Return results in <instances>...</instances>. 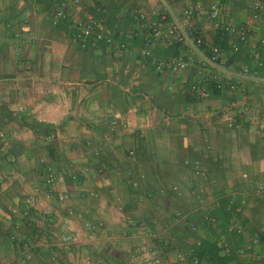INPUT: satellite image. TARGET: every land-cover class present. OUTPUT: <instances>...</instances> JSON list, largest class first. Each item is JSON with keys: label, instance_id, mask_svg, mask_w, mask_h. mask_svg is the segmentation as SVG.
<instances>
[{"label": "crops", "instance_id": "crops-1", "mask_svg": "<svg viewBox=\"0 0 264 264\" xmlns=\"http://www.w3.org/2000/svg\"><path fill=\"white\" fill-rule=\"evenodd\" d=\"M58 1L0 0V132L11 146L10 155L0 153V264H77L85 255L94 264H137L143 246H159L168 264H180L177 252L189 255L196 241L209 246L220 239L232 249L226 264H264L236 254L258 238L262 245L255 251L264 258V190L256 194L264 187V119L252 124L246 114L264 112V11L251 25L248 44L233 54L207 7L219 2L222 20L242 26L255 0H165L175 15L200 8L194 26L210 46L224 45L228 72L241 66L256 71L235 93L220 94L209 85L208 98L195 100L180 87L183 74L166 78L152 66V60L178 56L184 46H157L143 60L144 27L116 20L134 9L150 15L163 0H83L91 13L102 8L107 26L139 33L123 51L104 44L81 50L70 20L52 21L49 9ZM226 110L233 129L219 120ZM34 123L53 128L51 137L35 135ZM41 159L54 167L65 203L44 198ZM195 164L220 202L212 211L215 224L201 221L202 201L193 191L202 180L194 177ZM231 198L239 211L235 218L225 210ZM27 202L40 211L27 213ZM69 210L80 219L69 217ZM177 215L187 222L174 225ZM235 220L240 235L227 231ZM85 222L101 225L93 239ZM139 224L155 234L171 224L167 245L138 236ZM71 234L75 245L60 249L55 238ZM22 242L40 246L25 258ZM206 258L200 264H209Z\"/></svg>", "mask_w": 264, "mask_h": 264}, {"label": "built area", "instance_id": "built-area-1", "mask_svg": "<svg viewBox=\"0 0 264 264\" xmlns=\"http://www.w3.org/2000/svg\"><path fill=\"white\" fill-rule=\"evenodd\" d=\"M252 14L247 24L242 26L233 25L230 22H224L221 18V4L217 1L212 2L207 7V16L214 30L221 33L231 42L230 51L237 54L241 46L247 45L252 36L251 25L255 22L261 12L264 11V0H255L252 7ZM200 8L188 7L179 15H175L163 0L161 5L153 7L150 15L141 9H134L130 13L119 12L116 20L119 22L132 20L144 27L145 31L142 36V43L139 56L143 60L151 59L152 50L157 46L163 48H171L176 45H182L185 51L176 57H169L161 60H152V66L157 75L166 78H176L179 74L184 77L180 82V87L185 88V94L188 98L195 100H205L209 96V85L213 90L220 94H232L239 90L241 83L246 79H254L256 77L255 68L241 66L238 73L233 74L227 71V59L222 48L219 45L210 46L207 44L201 33L194 26V19L200 12ZM49 14L53 23L68 18L72 29V36L75 43L83 51L96 50L100 45L104 44L108 47H114L116 50L123 51L129 41L138 36V32L132 29H123L109 27L103 18L102 8L100 6L93 7L92 13L89 11L87 4L83 0H59L55 6L50 7ZM264 45V40L260 41ZM209 50L208 53L205 50ZM261 66V64H258ZM191 73L194 80L190 81L187 74ZM256 80V79H255ZM264 83V82H263ZM246 114L248 120L252 124H259L264 119V112L256 109H247ZM220 122L228 129H233L234 121L230 110L223 111L220 114ZM10 149V143L4 133L0 132V153L5 155ZM129 158L133 160L134 151L129 152ZM39 164L44 174V198L51 200L56 197L61 204L68 200L66 193L57 192V178L54 167L45 159H41ZM194 177L201 179L197 189L193 191L198 199L202 201L199 212L203 223L215 224L216 219L212 215L214 208L220 207V202L212 195V189L205 183L203 173L198 165H194ZM22 180V178H18ZM264 187L258 186L256 194L263 192ZM172 192L180 194L178 187H173ZM26 212L29 210L40 211L39 206L27 202ZM225 210L233 218L239 211L236 209V200L229 199L226 202ZM68 216L80 219L72 210L68 211ZM187 222V216L177 215L175 224H184ZM85 229L89 233V239L94 238L95 231L101 227L100 224L93 225L85 222ZM171 229V224L165 226L160 234L151 232L145 224H139L136 234L143 238H149L152 242L158 241L163 246L167 243L165 238ZM191 234H197L198 229L195 226L188 228ZM228 233L242 234L243 230L236 220L228 227ZM14 240L16 238H13ZM56 244L60 249L67 250L70 246L75 245L77 236L66 235L64 237H56ZM262 245L258 238H254L250 244L241 248L236 254L248 259L249 257L256 262H263L264 258L255 249ZM40 246L39 242L26 243L22 242L19 249L25 258L28 252ZM201 246V241H196L195 247ZM215 247L225 256H231L232 249L228 242L224 239L215 241ZM137 264H168L162 256L159 246H143L137 253ZM189 260V263H188ZM249 260V259H248ZM176 261L180 264H200V260L194 250L189 255L183 253L176 254ZM77 264H94L90 256H80ZM217 264V263H211Z\"/></svg>", "mask_w": 264, "mask_h": 264}, {"label": "trees", "instance_id": "trees-1", "mask_svg": "<svg viewBox=\"0 0 264 264\" xmlns=\"http://www.w3.org/2000/svg\"><path fill=\"white\" fill-rule=\"evenodd\" d=\"M219 37H221L222 39L225 40L224 43H227V38L224 36H221L219 35ZM218 44V43H216ZM220 46H224L222 43H220ZM32 130L33 132L35 133V135L37 136H43L44 138H47V137H51V135L53 134L54 132V129L53 128H50L48 126H44L42 124H37V123H34L32 125ZM11 154V146H10V149L9 151L4 155H10ZM41 166V165H40ZM43 171V170H42ZM194 251L196 252L197 254V257L199 258L200 260V263L204 260V258H206L209 262V264L211 263H217V264H226L227 261L232 258V255L231 256H228V257H225L223 256L219 250H217V248L215 247V244L212 243L211 245H201L200 247L194 249ZM188 263H189V260H188Z\"/></svg>", "mask_w": 264, "mask_h": 264}, {"label": "rangeland", "instance_id": "rangeland-1", "mask_svg": "<svg viewBox=\"0 0 264 264\" xmlns=\"http://www.w3.org/2000/svg\"><path fill=\"white\" fill-rule=\"evenodd\" d=\"M182 244V243H181ZM252 263V262H251Z\"/></svg>", "mask_w": 264, "mask_h": 264}]
</instances>
